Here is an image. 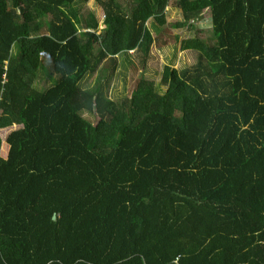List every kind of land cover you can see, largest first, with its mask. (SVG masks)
<instances>
[{
	"label": "trees",
	"instance_id": "1",
	"mask_svg": "<svg viewBox=\"0 0 264 264\" xmlns=\"http://www.w3.org/2000/svg\"><path fill=\"white\" fill-rule=\"evenodd\" d=\"M88 1L0 0V264H264V0H174L214 44L118 99L169 0Z\"/></svg>",
	"mask_w": 264,
	"mask_h": 264
},
{
	"label": "rangeland",
	"instance_id": "2",
	"mask_svg": "<svg viewBox=\"0 0 264 264\" xmlns=\"http://www.w3.org/2000/svg\"><path fill=\"white\" fill-rule=\"evenodd\" d=\"M175 3L174 0H169V5ZM93 0L88 2L79 3L77 2L75 7L80 8V12L85 13V9H91L93 6ZM166 23L158 29H153L152 35L160 40L165 38V45H158L156 42L152 43L147 60L142 67L139 63L135 53H127L126 55H119L117 57V68L111 76L109 81V95L114 98H122L123 96L129 95L133 89L138 77L143 76L148 80H152L156 84L160 82L162 68L165 64H169L172 67L181 69L185 66H191L195 62V53L192 50H182L180 48V41L187 37H202L211 44H214V39L209 32V26L206 25L208 21H202L198 23L193 21L188 25L180 28L172 27L173 23L181 19V14L178 9L166 8ZM95 16L98 18V29L103 27L102 17L103 12L101 9H91ZM177 10L178 12H176ZM206 16V15H205ZM164 29V30H162ZM45 30V22H42L41 31ZM112 63L108 60L102 62L100 67L97 68L93 73H89L87 77L81 82L82 86L92 85L94 80L99 77L105 80L106 74L110 72ZM34 85H41L40 82L35 81ZM81 114L87 119L94 121V116L91 113L82 111ZM11 128L0 130V146L3 148L5 145L4 138ZM2 157L5 153L0 152Z\"/></svg>",
	"mask_w": 264,
	"mask_h": 264
},
{
	"label": "crops",
	"instance_id": "3",
	"mask_svg": "<svg viewBox=\"0 0 264 264\" xmlns=\"http://www.w3.org/2000/svg\"><path fill=\"white\" fill-rule=\"evenodd\" d=\"M93 6L91 7V9H101L102 10V8L100 7V6H98V5H96L95 3H94V1H93V4H92ZM79 9L80 8H82V7H78ZM166 8H169V9H176L174 6H167ZM167 10V9H166ZM176 12H178L177 10H175ZM166 14H168L167 13V11H166ZM209 20V18H207V15L204 17V20L203 21H208ZM206 25H208V26H210V24H209V21L208 22H206ZM161 42V41H160ZM131 53H133V52H131ZM119 55H121V54H119ZM118 55V56H119ZM117 56V57H118ZM95 81V80H94ZM6 151H7V146L5 145L3 148L0 146V152H2V153H6Z\"/></svg>",
	"mask_w": 264,
	"mask_h": 264
},
{
	"label": "water",
	"instance_id": "4",
	"mask_svg": "<svg viewBox=\"0 0 264 264\" xmlns=\"http://www.w3.org/2000/svg\"><path fill=\"white\" fill-rule=\"evenodd\" d=\"M52 218H55V215H53Z\"/></svg>",
	"mask_w": 264,
	"mask_h": 264
}]
</instances>
